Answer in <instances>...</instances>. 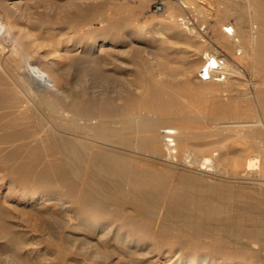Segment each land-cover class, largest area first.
<instances>
[{"label": "bare ground", "instance_id": "6f19581e", "mask_svg": "<svg viewBox=\"0 0 264 264\" xmlns=\"http://www.w3.org/2000/svg\"><path fill=\"white\" fill-rule=\"evenodd\" d=\"M16 3L19 2L0 0V159H27L20 165L23 169L39 161L42 165L32 171L37 182L65 186L66 197L60 195L56 199L70 226L79 229L76 239L87 245L93 243L92 237L98 241L108 240L114 245L111 248L122 253V260L119 257L122 264H146L144 256L156 249L159 254L165 252V256L175 254L169 264H248L236 258L217 260L204 251L206 247L199 242L190 243L191 249L176 248L172 243L168 248H161L146 237L156 233L157 226L169 224L171 216L180 218L182 214H174L171 209L180 207L182 202L200 214L199 220L228 217L229 212L215 204V200L192 194L198 183L207 184L212 190L221 183L264 186V0H253L256 12L250 20L240 16L237 27L229 23L222 27L234 39L229 41L224 37L220 44L231 51L252 49L255 67L252 66L260 73L253 93L243 97L247 108L241 109L239 105L240 109L235 110L230 107L239 102L232 93L240 88L224 78L226 82L221 93H215L212 99L198 96L193 82L191 85L181 82L174 88L155 81L151 86L155 91L151 94L124 97L115 89L117 82L114 81L116 76L112 80V71L101 69L97 64L92 69L93 63L106 61L104 55L115 56L119 50L115 48L117 37L111 35L112 32L95 42H80L82 61L71 60L67 65L66 61L62 66L63 62L53 58L39 67L40 59L35 57L32 48L34 40L28 39L26 43L19 36L18 12L13 8ZM79 10L87 11L83 7ZM230 12V8L220 10L225 16ZM156 25L170 30L164 18ZM34 50L37 54L39 49ZM215 50L204 54L206 60L200 65L201 73L198 74V78L209 81L208 84L220 75V70L230 75L241 72L227 57L220 58L221 54ZM48 52L45 57L49 56ZM194 86L197 89L199 85ZM244 113L248 118L242 120L240 117ZM230 140L233 144L228 143ZM6 144L11 147L7 149ZM246 149L249 152L245 160H238L239 151ZM4 182L13 189L14 182L0 178V186ZM36 190L28 195L22 192L21 199L48 215L53 202L45 189ZM58 215L55 214L57 218ZM181 218L188 226H200L199 221H193L189 215ZM243 221L244 216H241L234 228L228 221L224 227L236 236L248 237L251 244L234 251L222 246L207 250H217L223 255L235 252L236 256L248 252L264 262V246L256 248L253 245L261 241L264 244L263 230ZM157 262L165 264L163 259H153L152 263Z\"/></svg>", "mask_w": 264, "mask_h": 264}, {"label": "rangeland", "instance_id": "374dc122", "mask_svg": "<svg viewBox=\"0 0 264 264\" xmlns=\"http://www.w3.org/2000/svg\"><path fill=\"white\" fill-rule=\"evenodd\" d=\"M14 1L19 2L15 5L11 4L14 6V10L18 12L19 36L26 43L28 39L31 41L34 40L35 44L32 48L40 50H37L38 56L36 50L33 49L36 55L34 56L40 59L37 63L39 67H42L41 64L44 66L47 62L52 61L51 59L53 58H58L60 63L63 62L61 64L62 66L67 65L71 60L82 61L79 58V50L81 49L78 44L80 42L84 40L95 42L102 36L110 35V32H112L111 35H116L117 44L115 48L120 50V52L117 50L118 52L116 51L115 53V56L118 54L117 57L114 54L111 56L104 55V57L107 56L104 58L106 61H100V64L99 62L93 63L92 69L98 66L101 69L105 67L110 72L112 71V80L116 76L114 81L118 83L115 82V89L124 97L136 98L141 97V95L151 94L155 91L151 87L155 81L157 84L159 82V85L164 83V85H169V87L171 85L173 87L175 86L174 88H178L181 82H183L182 84L188 85H191L190 83L193 82L192 84L199 85L197 89L192 85L198 96L206 99L210 96L212 99L213 96L215 97L218 93H221V88L224 86L225 80H227V82L237 83L236 85L240 88L239 91L235 92L236 94L234 92L232 93V96L238 100L239 104L234 105L235 107L233 108L230 107V109H240L237 107L239 105L241 109H245L247 108L246 100L243 97H247V95L253 93L255 90L254 86L260 78V73L258 74L253 65L255 61L251 57V54H253L252 49L243 48L239 52L237 50L231 51L220 44V41L224 37H228L227 39L229 41L234 39L222 30L224 24L229 23L231 26L237 27L240 16L244 17L247 21L252 18L256 12L254 3H252L253 0H166L167 9L164 13L151 11V2L148 0ZM82 7L87 11L81 10L80 12L79 9H82ZM224 8H230V14L232 15H221L220 10ZM183 15L193 18L192 27L195 31L193 29H187L178 21V17ZM161 18H164L168 22V25L170 24V30L166 31L156 25ZM144 24H146L145 27L143 26ZM114 31L116 32L114 33ZM128 32L130 34H127ZM188 34H191V36ZM235 34L237 38L240 37L239 34ZM49 50H52V52L49 53ZM211 50H215L217 53L219 52L221 54L220 58L227 57L234 64L235 68L241 72L230 75L229 72L224 73L220 70L219 72L222 77L215 76L214 79H211L212 82L210 84H208L209 81H202L198 78V74L201 73L199 72L200 65L206 60L204 57L206 55L204 54ZM41 51L44 52L42 53ZM40 52L44 57L48 52L50 57L43 58ZM99 52L100 49L97 53ZM107 58L109 59L107 60ZM64 62L66 63L64 64ZM107 63H110L112 66L110 64L107 65ZM216 77L217 79H215ZM187 78L191 82L187 81ZM218 78L221 79L218 80ZM241 80H244V84ZM237 95H239V98ZM247 112H251V108L250 111L247 109ZM245 113L240 119L244 120L248 118ZM230 116L233 117L235 114H231ZM228 143L233 144L231 140ZM5 147L9 149L11 146L6 144ZM247 152H249L247 149L240 150L238 160L241 159L240 161H244L248 155ZM26 161L27 159H23L22 157L0 159V178H3L5 181L10 179L15 183H12V185L14 184L13 189L9 188L8 182L10 181L7 183L4 182L0 186V264H58L60 262H65V264H122V253L120 250H118L119 252L117 250L115 251L116 248H111L114 245L108 240L98 241L96 237H92L91 240L93 243L96 241L100 245L96 242L94 244L91 243L92 245H87L83 244L82 240L76 239L79 229H74L70 226L71 223L66 219L67 216L64 217L62 215L61 203L56 199L60 195L66 197L65 186L56 183L45 185L37 182L32 175V171L42 164L35 160L33 162L35 164L34 166H27L23 169L20 165ZM196 188L192 193L194 196L215 200V204L222 206L227 213L229 212L227 214L228 217L222 220L203 217L199 220L198 217L200 214L182 202L180 207H173L171 212L174 214H182L181 217L183 215H189L193 221H199L201 227L188 226L184 223L183 218L171 216L172 222L170 221L165 227L157 226L155 229L156 233H151L146 238L154 242L156 247L161 248H168L172 243L171 246L174 245L176 248H185L186 246L185 249H191L190 243L199 242L206 247L204 251L209 252L217 260L231 261L239 259L248 264H264L260 258L257 256L255 258V256H252L248 252H243L236 256L234 254L235 252L223 255L217 250H207L208 247L219 248L222 246L223 248L234 251L236 248L244 246V244H251L248 237L244 235L236 236L232 233L231 229L224 227V223L228 221L233 223L234 228L241 216H244L243 222L247 223L248 226L260 227L264 232V186H254L247 183H233V185L221 183V185L218 184L212 190L207 184L199 185L198 183ZM228 188L232 190L230 191ZM39 189H45L44 191L48 193L47 196L50 198V202H53L50 208H48L50 209L48 215H46L47 212L43 214L42 210L40 212L38 207H34V205L21 199L22 192L25 191L24 193L27 192L28 195L31 190L38 191ZM54 212L61 217L63 216V218H60L59 215L60 219L57 218L53 214ZM54 218H57L58 221L55 222L54 220L56 219ZM200 222L202 223L200 224ZM196 223L198 224V222ZM210 225L213 227V230ZM55 230H57V233ZM259 243H253V245L257 246L256 248H260L259 246L262 245L261 248H263V241ZM93 248H95V251ZM103 248H107V250ZM99 252H101V255ZM111 253H113V256ZM165 255V252L159 254L156 249L151 254H146L144 260L146 264H153V259H163L165 264H169L171 258L175 256L172 253L168 256ZM154 264H158V262Z\"/></svg>", "mask_w": 264, "mask_h": 264}, {"label": "built area", "instance_id": "2783aa9c", "mask_svg": "<svg viewBox=\"0 0 264 264\" xmlns=\"http://www.w3.org/2000/svg\"><path fill=\"white\" fill-rule=\"evenodd\" d=\"M151 2V11L155 13H164L167 9L166 0H148ZM178 21L183 24L187 29H193V18L190 16H180L178 17ZM195 31V29H193ZM218 77H222V75H217ZM224 76V75H223Z\"/></svg>", "mask_w": 264, "mask_h": 264}]
</instances>
